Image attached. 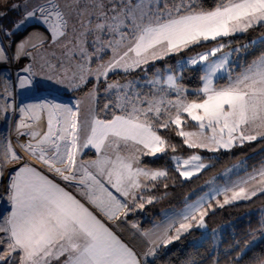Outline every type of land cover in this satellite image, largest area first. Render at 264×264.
<instances>
[{
    "label": "snow or ice",
    "instance_id": "snow-or-ice-1",
    "mask_svg": "<svg viewBox=\"0 0 264 264\" xmlns=\"http://www.w3.org/2000/svg\"><path fill=\"white\" fill-rule=\"evenodd\" d=\"M48 3L52 10L40 7L42 13L48 11L45 22L50 16L54 17L52 30L63 35L60 29L67 27V21L55 10L58 5L54 0H48ZM34 14V11L28 12L29 17ZM91 15L104 23H96L94 29L88 27L87 31L101 33L106 30L112 35L106 43L100 35L96 36L100 45L97 52L105 47L112 50L111 59L98 64L95 69L99 79L116 70L129 73L150 61L180 53L202 42L218 41L255 27L264 28V0H216L211 8L205 7L202 0H158L152 7L134 0H107V3L93 0ZM81 26L84 27L83 21ZM122 27L127 31H122ZM258 40L264 45V36ZM255 43L257 41H252ZM224 47L223 43H218L187 61L191 65L206 62L201 76L203 86L196 90L192 100L182 96L183 89L174 75H168L164 81L167 89L156 87L160 84L157 73L156 78L147 81L152 85V91L143 97L136 91L135 81L124 85L119 82L108 84L106 91L120 90L114 106L122 114H114L111 119L93 115L83 127L77 121L78 112L67 106L44 103L30 105L22 111L31 113L34 119H39L40 112H48V132L39 143L54 149L57 162L66 159L69 173H73L77 165L78 140L82 139L80 146L90 145L96 149L100 154L96 160L79 165L78 170L82 173L79 184L84 186L86 192L83 194L94 206L110 219H117L121 213L126 215L133 210L129 208V202L135 205L140 190L147 189L142 180L157 181L167 176L165 171L140 166L141 155L156 156L166 152L168 142L158 134L159 128L170 129L174 125L178 129L176 134L184 138L183 142L189 148H207L209 151L230 149L237 144L243 146L245 142L264 138V53L233 76L226 67L230 54L210 59ZM78 67L84 70L83 65ZM222 73L226 74L227 83L217 86L213 78L225 79ZM30 83L29 77L21 80L22 87ZM130 88L132 91H127ZM168 90L177 93L175 101L167 99ZM144 104L147 107H141ZM108 107V104L104 105L105 109ZM184 114L196 122L199 131L184 130L183 125L187 123ZM162 116L166 118L161 120ZM56 117H63L62 121L56 120L57 124H63L59 135L53 131ZM21 127L27 125L21 124ZM206 130H210L211 135H207ZM172 149L175 151V146ZM45 151L40 148L42 160ZM174 159L176 170L185 179L206 167L198 155L182 163L178 157ZM55 171L65 181L76 178L74 173L65 175L60 168ZM105 184L115 189L125 201L113 195ZM9 192L12 210L0 223V233L4 234L0 236V245H6L0 252V264H14L17 257L18 264H141L136 253L84 204L33 169L23 168L17 172L10 182ZM213 192L224 195L221 207L233 201L250 200L258 192L264 193V163L247 179L242 178L222 189L215 188ZM208 196L209 193H205L197 201L187 204L178 218L171 217L156 225L153 231L144 233L152 245L145 255H155L161 245L167 247L178 240L183 232L193 227V222L204 227V218L208 214L205 198ZM139 198L142 202L137 206L143 208V196ZM146 202L151 204L153 198ZM177 223L179 226L175 227ZM173 228L175 235H170ZM260 231L264 235V221ZM255 264H264V257L256 258Z\"/></svg>",
    "mask_w": 264,
    "mask_h": 264
},
{
    "label": "rangeland",
    "instance_id": "rangeland-1",
    "mask_svg": "<svg viewBox=\"0 0 264 264\" xmlns=\"http://www.w3.org/2000/svg\"><path fill=\"white\" fill-rule=\"evenodd\" d=\"M5 1L7 0H0V4ZM54 2L58 5L55 10L60 11L64 20L67 21V27H62L60 29V31L64 33L63 35L52 30V24L55 22V18L50 16L48 22H45V16L48 15V11L43 13L40 11V7L52 10L48 0H12V17L10 21H12L13 27L11 28H9L7 24H4V20H2L4 9L0 8V223L3 222L4 217L8 216L12 205L9 192L10 182L15 174L21 169H33L41 176L51 178L58 184L68 188H73L74 186L82 188L84 186L79 184V179L82 175L78 170L80 163L96 160L98 155H100L96 152V149L90 145L86 148L80 146L82 145V139L78 140L77 165L76 168L73 169L76 178L65 181L55 169L60 168L62 171H66L67 175L73 174L69 173L66 169H62L67 167L64 166L66 159L63 162H57L54 159V149H52L50 145H41L39 143L42 137L48 132V112H40L39 119H34L32 118L31 113L22 111L23 109H27L30 105L44 103H55L67 106L72 108L74 112H78L77 121L80 126L83 127L84 122L86 120H91L93 115L99 118L96 112V104L98 100V90L96 87L100 81H106L103 84L105 86V92L109 94L114 102L116 94L120 90L112 89L106 91L108 84L119 82V84L124 85L129 81H135L136 91H139L143 97L149 95L152 91V85H149L147 81L156 78L157 73H159L158 78L160 84L156 87L167 89V85L164 81L168 75H174L177 77V83L183 89L182 96L192 100L195 99V97L191 98L189 93H195L196 90H190L184 85H181L178 82V78L184 67H200L203 71L206 62L191 65L187 63L190 58L196 57L198 54L212 49L217 46L218 43H223L225 47L222 52H218L216 57H210V59H216L224 54H230L229 64L226 67H228L231 74L235 76L238 75L246 65H243L237 56L234 58V50L239 49L242 44L248 45V43H252L254 40L258 41V38L264 36V30H262L261 27H255L249 29L246 33H237L234 35L245 37L246 41L243 40L242 44H239L241 43L240 41L229 45L230 40L226 43L221 40L213 41L212 43H209L211 41L202 42V45H194L180 53H173L165 56L163 59L150 61L147 65H142L140 68L129 72L131 74L122 80H108L109 75L114 72H109L107 77L100 76L99 79H97L95 69L98 64L107 63L111 59L112 50L110 47H105L97 52V48L100 47V45L96 42V36L100 35L102 40L106 43L108 40L112 39V35L106 30L101 33H97L94 30L91 32L87 31L88 27L94 29L96 23H104L103 20L97 21L95 15H91L93 12V0H54ZM105 2L107 3V0H105ZM134 2H142L148 7H152L158 2V0H134ZM13 5H15V7H13ZM109 7H111V5H109ZM31 11H34L35 14L34 16L29 17L28 12ZM108 14L111 15V13ZM81 21L84 22V27L81 26ZM89 21H91V25H89ZM121 30L127 31V29L123 27ZM81 33L84 34L81 35ZM171 57L175 58L174 64L170 63L163 67H157L159 62H165ZM79 65H83V71L78 67ZM181 65H183V67H181ZM155 66L156 68L154 69ZM26 69L27 71H25ZM150 69H154V71H150ZM117 71L122 70H116L115 72ZM81 75L84 76L83 80L80 79ZM219 75L221 74H218V76ZM223 75H225V79L213 78L215 85L222 86L227 83L226 74ZM25 77H29L31 83L25 84L22 87L21 80ZM90 80L95 81L94 86L86 92H81L80 87ZM202 86L203 81L200 88ZM127 91L131 92L132 89H127ZM167 99L175 101L177 99V93L174 90H168ZM112 101L109 102L107 111H113V115L122 114L119 108L114 106V109L110 108ZM141 107H147V105L144 104L141 105ZM165 118L166 117L162 116L161 120ZM184 118L187 121V123L183 125L185 131H199V129L195 127L196 122L191 121L190 118L187 117V114H184ZM56 120L62 121L63 117H56L53 121V131L59 135L63 124H57ZM21 124H25L27 127H21ZM33 133H36V135L33 136ZM206 134L211 135L210 130H206ZM259 140L260 138L252 142H245L243 146L237 144L230 149L220 148L217 151H209L207 148H189L185 144V152L176 151V148L175 151H173L172 148L169 149L167 147L165 153H158L156 156L141 155L140 159L143 156L154 158L166 155L170 152L169 156L172 161V166L176 168V160L174 157H178L182 163L183 160L189 159L193 155H198L201 157L200 162L208 167L212 163L208 161L206 157L221 156L223 153L232 155L236 152L242 151V149H246L248 146H251L256 142L258 143ZM60 143L63 144L64 142L61 141ZM41 147L46 149L44 152V160L40 159ZM89 149L96 152L97 158L84 161L82 156ZM243 156H247V154ZM245 158L246 157H243L236 161H232L218 174L208 178L197 189V191H193L188 196L182 207L165 208L162 211L161 220L146 231L142 230L137 223L130 222L127 218L128 214L140 210L136 205L138 204L137 202L141 193L146 189L140 190L135 205L129 202V208L133 210L128 211L126 215L121 213L117 219H110L104 212L94 206L87 199L86 195L83 193L80 195L83 196L84 200L90 203L93 211L97 213L109 229L113 228L118 231L122 237H117L136 253L137 258L140 260L141 264H143L146 260L152 259L157 254V250L163 246L161 245L156 249L155 255L146 256L145 253L152 247V245L149 243L148 238L143 234L153 231L156 225L163 223L171 217L178 218V214L183 212L187 204L197 201L205 193H209V196L205 198V209L207 210V213L209 210L213 211L217 207H221L220 205L223 204L224 195H217L213 192V189H222L225 186H231L233 182H238L242 178L247 179L250 174H253L254 172H246V174H244V172L241 173V171L248 166ZM45 160H47L48 163H45ZM140 166L146 167L142 165L141 162ZM190 167L191 166H189V168ZM205 168L201 169L192 177L200 175ZM148 169L167 172L166 169ZM89 170L95 172L92 168H89ZM181 170L184 169L182 168ZM254 170L255 168L250 171ZM79 172L81 173L80 176L77 175ZM183 179L185 178L183 177ZM142 182L146 183L148 188L152 181L142 180ZM105 186L108 187L109 191H112L113 195L117 196L118 199L122 202L125 201V198L121 197L119 193H116L115 189L111 188L110 185L105 184ZM259 193L260 192L257 194ZM228 195L230 196L231 193ZM213 196L215 198H212ZM242 201L246 200L233 201L230 204ZM208 205H211V207H208ZM261 211L264 213V207L261 208ZM134 225L135 227H133ZM178 226L177 223L175 227ZM194 227L198 228L199 226L193 222V227L191 229ZM222 229L223 224L210 230L207 229L206 231H203V234L196 242L200 243L206 236L211 234L214 239L215 248H219ZM187 232H183L180 236ZM169 234L175 235V228H173ZM3 235V233H0V236ZM170 245L171 244L167 245L166 248ZM5 247L6 245H0V252H3Z\"/></svg>",
    "mask_w": 264,
    "mask_h": 264
},
{
    "label": "trees",
    "instance_id": "trees-1",
    "mask_svg": "<svg viewBox=\"0 0 264 264\" xmlns=\"http://www.w3.org/2000/svg\"><path fill=\"white\" fill-rule=\"evenodd\" d=\"M11 2L12 0H7L0 4V8L4 9L2 20L9 28L13 27V23L10 21L12 17ZM202 2L205 7L211 8L216 3V0H202ZM261 29L264 30V28ZM219 40L225 43L230 40L229 45L240 41L241 43L239 44H242L245 37L237 35L220 38ZM261 53H264V45L259 42L255 44L248 43L247 48L242 44L239 51H235L234 58L237 56L241 63L247 66L260 57ZM170 63H175L174 57L167 59L165 62H159L157 67H163ZM154 69H150V71H154ZM130 74L117 71L110 74L108 80H122ZM201 76H203V71L200 67H184L178 82L190 90H197L202 85ZM104 82L106 81H100L96 87L98 90L96 112L101 119H111L113 111H107L104 108L105 104H109L112 101L109 94L105 92ZM94 83V80H90L80 87V91H88L94 86ZM189 96L193 98L195 93L190 92ZM113 106L114 102L112 101L110 108L114 109L115 106ZM177 131L178 129L173 125L170 129L159 128L158 134L166 139L169 149L175 146L176 151L185 152L184 139L176 134ZM262 144H264V139H260L258 143L256 142L232 155L223 153L221 156L206 157L212 164L206 167L200 175L190 179H183L179 171L172 166L169 156L170 152L154 158L143 156L141 158L142 165L152 169H166L167 176L161 177L157 181H152L148 188L141 193L144 207H139L140 210L138 212L128 214V220L137 223L144 231L150 229L161 220L162 211L165 208L182 207L193 191H197L208 178L218 174L232 161L246 157L245 160L252 169L261 164L264 159V145ZM246 154L247 156H243ZM96 155L95 151L89 149L82 158L87 161ZM150 197L153 198V202L148 204L146 201ZM141 202L139 198L137 203ZM263 207L264 193H259L250 200L217 207L213 211L209 210L204 218L208 229L210 230L223 224L219 248H215L211 234L206 236L200 243H197V239L203 232L194 227L171 243L168 248L161 246L157 250V254L143 264H255L256 258L264 257V235L260 231L261 222L264 221V213L261 211ZM14 264H18V257Z\"/></svg>",
    "mask_w": 264,
    "mask_h": 264
},
{
    "label": "crops",
    "instance_id": "crops-1",
    "mask_svg": "<svg viewBox=\"0 0 264 264\" xmlns=\"http://www.w3.org/2000/svg\"><path fill=\"white\" fill-rule=\"evenodd\" d=\"M257 42H259V40H258ZM260 139H264V138H260ZM95 158H97V156L92 157V158H90L89 160H93V159H95ZM140 162H141V159H140ZM262 163H264V159L262 160ZM262 163H261V164H258L257 166H255V170H258V169L261 167ZM66 169H67V168H66ZM151 169H152V168H151ZM253 169H254V168H253ZM250 170H252V168H250L249 166H247L246 168H244V169L241 171V173L244 172V174H246V172H248V173H250V172H254V171H250ZM63 172H64L65 175H67V172H66V171H63ZM80 174H81L80 172L77 173L78 176H80ZM44 177H45V176H44ZM45 178H46L47 180L53 182L54 184L58 185L60 188H63L66 192H68V193L71 194L72 196H74L77 200H79L82 204H84V206L87 207V208L89 209V211H91V212L97 217V219H99L102 223L105 224V222H104V221H103V220L97 215V213H95V212L93 211V208L91 207L90 203H89L88 201L84 200V199H83V196L80 195L81 193L86 192V189H85L84 187L80 188L79 186H74L73 188H68V187H66V186H62V185L58 184L57 182H55V181H54L53 179H51V178H48V177H45ZM150 183H151V182H150ZM11 210H12V205H11V207H10V211H9L8 215H10ZM152 227H153V226H152ZM152 227H151V228H152ZM110 230H111L116 236H118L119 238L122 237V236L118 233V231H117L116 229L110 228Z\"/></svg>",
    "mask_w": 264,
    "mask_h": 264
},
{
    "label": "water",
    "instance_id": "water-1",
    "mask_svg": "<svg viewBox=\"0 0 264 264\" xmlns=\"http://www.w3.org/2000/svg\"><path fill=\"white\" fill-rule=\"evenodd\" d=\"M204 224H205V226L204 227H198V230L199 231H206L207 229H208V225L206 224V222L204 221Z\"/></svg>",
    "mask_w": 264,
    "mask_h": 264
},
{
    "label": "bare ground",
    "instance_id": "bare-ground-1",
    "mask_svg": "<svg viewBox=\"0 0 264 264\" xmlns=\"http://www.w3.org/2000/svg\"><path fill=\"white\" fill-rule=\"evenodd\" d=\"M0 49H1V48H0ZM64 166H67V160H66V162H65ZM66 168H67V167H66ZM66 168H62V169H66Z\"/></svg>",
    "mask_w": 264,
    "mask_h": 264
}]
</instances>
